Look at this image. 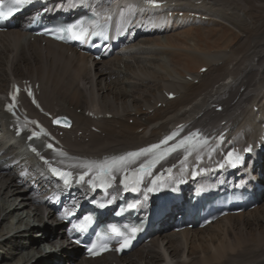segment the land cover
<instances>
[{"label":"bare ground","instance_id":"obj_1","mask_svg":"<svg viewBox=\"0 0 264 264\" xmlns=\"http://www.w3.org/2000/svg\"><path fill=\"white\" fill-rule=\"evenodd\" d=\"M87 1L114 22L124 51L117 49L111 58L97 60L52 39H33L20 26L0 32V264H264V199L255 208L258 213L229 214L204 228L175 231L165 218L151 240L122 257L88 259L68 242L57 204L80 203L86 188L74 184L65 193L59 191L40 154L29 149L26 137L15 136L3 110L13 79L38 81L45 107L71 117V126L56 128L62 131L64 152H51V157L79 170L130 151L142 152L178 132L176 128L182 133L196 129L213 144L216 134L225 130V144L245 147L262 137L264 123V0H165L161 7L148 6L147 0ZM174 6L177 13L183 12L184 20L178 14L173 20ZM219 17L230 26H202ZM173 28L174 33L157 36ZM219 31L220 39L211 37ZM179 43L192 52L179 49ZM161 58L172 66L166 68L158 61ZM202 66L208 69L200 72ZM171 91L177 96L169 99ZM34 142L43 150L40 141ZM257 150L264 164V151ZM218 156L205 149L199 160L192 156L189 161L211 166ZM247 163L256 176L261 174L256 159L249 155ZM240 178L244 175L238 171L229 180ZM174 211L172 207L167 216ZM26 217L32 222H24ZM222 220L228 226L215 243L214 231L209 235L206 231ZM34 227L35 234L42 232L36 240L30 238ZM197 237L211 239L197 247L193 240ZM39 241L59 256L42 253L36 246Z\"/></svg>","mask_w":264,"mask_h":264},{"label":"rangeland","instance_id":"obj_2","mask_svg":"<svg viewBox=\"0 0 264 264\" xmlns=\"http://www.w3.org/2000/svg\"><path fill=\"white\" fill-rule=\"evenodd\" d=\"M176 8V6H174L173 7V10H171L172 12H173V14L175 15V16H173V20H175L176 19V15H177V13H175L176 11L174 10ZM182 13V11H180L179 12V16L180 17H182L181 18V20H184L183 18H184V15L183 14H181ZM169 16H172V13L170 12V14H169ZM219 24H225V25H229L230 26V23H229V21L228 20H226V19H223V18H217L216 20H215V22H213V23H208V24H203L202 26L203 27H206V26H210V25H214V26H217V25H219ZM226 27H228V26H226ZM225 27V28H226ZM211 28H213V26H211ZM184 29V27L181 29V30H179L178 32H181L182 30ZM174 28H173V30H168V31H165V32H160V34L159 35H157V36H166V35H170V34H172V33H174ZM141 32H143V30L141 31ZM231 32H228V34H230ZM156 35L154 34V35H152V37L151 38H153V37H155ZM211 37L212 38H214V39H220L221 37H222V35L220 34V31L219 32H217V33H214V34H212L211 35ZM148 38V37H147ZM153 42H155V41H153ZM141 45H142V43H140L139 44V47H141ZM143 46V45H142ZM136 47H138V46H136ZM179 49H181V50H183V51H186V52H192V51H189V50H192V48H190V49H188L186 46H184L183 44H181L180 45V43H179ZM120 49H123V51L125 50V48L124 47H122V48H120ZM161 49V47H158V48H156V52H158L159 50ZM193 51H194V49H193ZM195 52V51H194ZM145 55H147V54H145ZM144 55V58L146 57ZM158 55V54H157ZM158 56H160V57H165V56H163V55H158ZM150 57H152V55H148L147 56V58L148 59H150ZM125 59V58H124ZM162 65H164L166 68H168V67H171L172 66V64L171 63H169V61H168V59L167 58H161V59H159L158 60ZM146 63V62H145ZM148 63V62H147ZM149 64V63H148ZM121 69H123V70H125V64L124 63H121ZM199 71H200V69H199ZM187 78H189V79H191V76L190 75H187ZM254 110L255 111H257V106H254ZM78 112L80 113L81 112V109L79 108L78 109ZM129 122H131V119H129ZM61 134H62V131L60 132ZM256 138H257V136H256ZM255 138V139H256ZM254 140V139H253ZM17 203L19 202V199L16 201ZM263 203V200L261 201V204ZM258 209V208H257ZM254 212L255 211V208L254 209H252V210H250L249 212ZM255 213H258V212H256L255 211ZM18 216V215H17ZM17 216L15 215V216H13L12 217V219L16 222L17 220H18V218H17ZM27 220H29L30 222H32V218H29V217H26L25 218V221L24 222H26ZM223 222V223H222ZM22 225L24 226V223H22ZM226 226H228L227 225V222L225 221V220H222V221H220L219 223H217V224H214V227H212V228H210L208 231H206L208 234L207 235H209L210 233H212L213 231V233L212 234H216V238H213V240H214V242L216 243V241L217 242H220L221 241V238H220V231L222 230L223 231V229L225 228V229H227L226 228ZM223 228V229H222ZM33 230H37L35 227L32 229V231H30V238L31 239H34V240H36V239H38L39 237H41V234H42V232L40 233V234H35V232H33ZM192 230V229H191ZM191 235V234H190ZM191 236H193V235H191ZM214 236V235H213ZM193 238H195L194 236H193ZM210 237H208V238H206L205 237V239H199L198 240V237L196 238V239H193L194 240V242H195V245L198 247L201 243H208V241H210ZM202 241V242H201ZM212 243V242H211ZM37 247H38V249L40 248L41 250H43V252L42 253H52L53 254V256H54V258L56 259L57 258V256H59L57 253H56V251H54L53 250V248L52 247H50V245L49 244H47L46 242H42V241H39V243L36 245ZM173 247H175L174 245H173ZM78 250V252H80L81 253V249H77ZM196 249H193L192 248V251H195ZM42 253L41 254H38V256L39 257H42Z\"/></svg>","mask_w":264,"mask_h":264},{"label":"snow or ice","instance_id":"obj_3","mask_svg":"<svg viewBox=\"0 0 264 264\" xmlns=\"http://www.w3.org/2000/svg\"><path fill=\"white\" fill-rule=\"evenodd\" d=\"M17 2H19V0H17ZM150 2H154V0H150ZM3 15V13L2 12H0V16H2ZM73 28H74V26H69L68 28H65V29H62L61 31H64V32H69V33H72V35H73V37L75 38V39H80L83 35H85L86 33H85V30L84 29H80V31H79V33H75V32H73ZM56 38H62V37H56ZM168 141H167V139L163 142V143H167ZM184 143V141H181V145ZM49 147H51V145H49ZM159 147V145H153L152 146V148H158ZM172 150H174V149H169V151H172ZM149 151H151V149H144V150H142V153H147V152H149ZM129 156H138V155H140V153H129L128 154ZM228 155L229 156H231V153H228ZM126 158L125 157H120V160L121 161H124ZM144 166L143 165H141V168H143ZM55 171V170H54ZM149 191H152V189H149ZM113 231H116L115 229H113ZM127 244V240H125L124 242H123V244H122V247L124 246V245H126ZM89 251H91V249H89Z\"/></svg>","mask_w":264,"mask_h":264}]
</instances>
